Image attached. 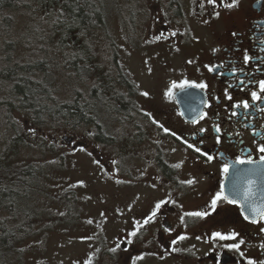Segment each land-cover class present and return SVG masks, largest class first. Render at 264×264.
I'll return each mask as SVG.
<instances>
[{
	"label": "flooded vegetation",
	"instance_id": "1",
	"mask_svg": "<svg viewBox=\"0 0 264 264\" xmlns=\"http://www.w3.org/2000/svg\"><path fill=\"white\" fill-rule=\"evenodd\" d=\"M148 1L163 11L153 7L160 15L154 14L138 48L143 64L146 57L163 61L161 75L155 68L143 71L150 73L151 89L167 94V105L154 114L145 110L142 83L117 58L113 79L101 75L88 92L105 87L115 99L110 109L86 113L81 125L99 130L96 139L72 133L66 144L86 152L99 167L103 188L118 192L112 205L120 210L114 213L120 234L112 248L102 242L103 264H264V0ZM126 45L117 49L125 61L138 50ZM253 93L261 99L254 101ZM101 114L109 117L99 120ZM112 121L120 135L104 132ZM222 186L225 198L213 210ZM130 206L135 211L124 227L121 210Z\"/></svg>",
	"mask_w": 264,
	"mask_h": 264
},
{
	"label": "rangeland",
	"instance_id": "2",
	"mask_svg": "<svg viewBox=\"0 0 264 264\" xmlns=\"http://www.w3.org/2000/svg\"><path fill=\"white\" fill-rule=\"evenodd\" d=\"M102 1V19L98 25L83 28L81 34L72 30L71 34L63 35L54 26V21L57 24L60 21L55 15L57 10L53 13L54 18H50L49 6L31 0L30 8L23 11L25 14L17 19V25V20L14 21L15 33L10 44L13 45L12 55L19 60L50 62L51 65H47L49 72L46 69V75L43 74L41 78L51 82L57 98L69 101L79 96L86 97L94 86L96 75L112 80L115 74L112 64L118 58V63L121 61L127 65L130 74L142 83L139 103L154 114L157 107L167 105L168 97L156 87L150 88L148 74L155 68L154 73L159 75L163 61L157 57L149 61L146 57L143 64L140 56L142 50L139 48L140 43L148 38L147 27L154 14L160 15L156 9L153 10V7L160 9L159 3L148 0ZM170 17L171 21H183L180 17ZM155 21L159 23L157 18ZM126 44L139 47L138 52L128 56L130 59L127 61L117 54V49L120 52L119 48ZM129 46L126 45V48ZM84 49L85 54L75 56L78 50L84 52ZM69 60L75 66L63 67L62 63ZM173 61L175 68L181 65L176 61V56ZM169 63H172L170 59ZM77 67H81L78 69L83 75L74 76L78 72ZM145 67H149L148 74L143 71ZM5 89L7 87L0 88V99L5 96ZM76 92H79L77 96ZM104 106L108 109L113 107L112 104ZM5 115L0 108V161L7 169L31 168L33 172L29 184L24 187L25 195L16 202V216H20V220L25 219L19 224L22 241L16 244L13 250L15 255L9 264H103L102 242L112 248L120 234L121 227L114 220V213L120 210L112 205L118 192L112 185L103 188L99 167L91 162L86 152L81 149L72 151L61 143L63 136L72 135L70 132L76 139L84 140V137L95 138L99 130L73 124L68 125L67 129L64 126L39 129L32 125L26 114L14 112L9 118ZM108 117L101 114L99 120ZM104 132L120 135L114 121L104 128ZM15 137L19 139L10 143L8 139ZM6 144H9L7 148ZM134 211L131 206L121 210L123 216L119 224L128 227L127 219ZM11 216V213H0V219L4 220L2 224L8 222Z\"/></svg>",
	"mask_w": 264,
	"mask_h": 264
},
{
	"label": "trees",
	"instance_id": "3",
	"mask_svg": "<svg viewBox=\"0 0 264 264\" xmlns=\"http://www.w3.org/2000/svg\"><path fill=\"white\" fill-rule=\"evenodd\" d=\"M30 1L0 0V88L7 87L4 91L5 96L0 99V108L3 109L5 116L9 118V115L14 112H21L26 114L30 122L39 129L60 126L67 129L70 124L77 126L87 121L86 113L94 108L103 107L104 101L107 105L114 106L115 99L113 96L107 97L110 89L105 87H102V90L97 94L90 96L88 94L81 98L79 96L73 101L61 100L55 96L51 82L41 78L44 73H47V65H51L50 62L39 59L34 62L19 60L12 55L13 45L10 46V44L13 43L11 37L13 38L15 33L14 21L22 18V15L25 14L23 11L30 8ZM35 1L44 2L46 6H49L50 18H54L53 13L55 9L57 10L55 15L60 21L58 24L54 21V26H57L63 35L71 34L72 30H77L81 34L83 28L91 27L96 23L98 25L102 19L100 16L102 15L100 8L104 5L102 0ZM17 23L18 20L15 25ZM79 53L85 54L86 51L79 52L78 50L77 57L80 56ZM68 65L75 66L71 60L62 63L65 68ZM78 68L81 67H77L78 72H75L74 76L83 75V72L80 73L81 70ZM96 78H98L97 75ZM92 87L97 88V84ZM78 93L76 92V96ZM8 140L11 143L13 140H18V137ZM9 144H6L5 148ZM2 164L3 162L0 161V213L7 212L12 216L9 223L5 222L6 224H2L4 220L0 219V264H9L11 257L13 258L15 255L13 250L16 249V244L22 241V229L19 226L21 222L16 219L18 213L16 202L25 195L24 187L29 184L32 173L28 168L7 169ZM8 225L11 228H7Z\"/></svg>",
	"mask_w": 264,
	"mask_h": 264
},
{
	"label": "snow or ice",
	"instance_id": "4",
	"mask_svg": "<svg viewBox=\"0 0 264 264\" xmlns=\"http://www.w3.org/2000/svg\"><path fill=\"white\" fill-rule=\"evenodd\" d=\"M209 3H214V0H209ZM226 6L229 7V8H231V7H235L236 4H235V3H228ZM248 59H249V58H248L247 56H245V62H247ZM209 71H213V69H212V68H209ZM241 83H243V81H242ZM193 87H195V85H193ZM199 87H200V88H204L205 85L201 84V85H199ZM259 88H260V92H261V93H264V82H261V83H260ZM169 95H170V93H169ZM252 96H253V100H254V101H256V100H260V99H261V97L258 96L256 93H253ZM229 99H231V97H229ZM237 107H240V105H237ZM248 107H249V105H248L247 103H245V104L243 105V108H245V109H247ZM262 110H264V109H262ZM233 115H236V113H233ZM201 118H203V117H201ZM215 131H216L217 133H219V132H220V129H219V128H216ZM219 142H220L219 139H217V143H219ZM259 151H260L261 153H264V147L260 148ZM201 154L203 155V153H201ZM208 159L211 160L212 157L209 156ZM236 163H237V164H244L245 161H243V160H238V161H236ZM247 163L251 164L252 161H247ZM223 171H224L225 174H227L228 171H229L228 167H225V168L223 169ZM248 195H249V193H246V194H245V199L248 198ZM224 198H225V197H224V195H223V186H222V187H221V194L218 195V196L212 201V204H211L212 209L215 210L216 205H217V202L220 201V200H223ZM229 202L231 203V201H229ZM160 207H161L160 204H157V205H156V209H157V210H159ZM156 214H157V213L154 211V212L152 213V216L149 217V218H148V221H146L145 223L150 222L151 219H152V217L156 216ZM194 215H196V216H200L201 218H203V214H201V213H195ZM262 218H264V217H262ZM251 222H252V223H255L256 221H255V220H252ZM135 234H136V233H132V235H135ZM218 238L221 239V240L235 239L234 236H218ZM129 243H131V241H129ZM237 247H238V245H237Z\"/></svg>",
	"mask_w": 264,
	"mask_h": 264
},
{
	"label": "bare ground",
	"instance_id": "5",
	"mask_svg": "<svg viewBox=\"0 0 264 264\" xmlns=\"http://www.w3.org/2000/svg\"><path fill=\"white\" fill-rule=\"evenodd\" d=\"M73 1V0H72ZM102 6V5H101ZM37 13V12H36ZM49 15H50V13H49ZM90 19H92V18H90ZM3 21V20H2ZM97 24V23H96ZM84 26V25H83ZM56 28V27H55ZM79 37V36H78ZM59 39V38H58ZM12 42V41H11ZM83 42V41H82ZM73 44V43H72ZM82 44V43H81ZM5 45V44H4ZM84 45H82V47H83ZM4 48V47H3ZM84 48V47H83ZM40 49V48H39ZM85 50V49H84ZM83 50V51H84ZM86 51V50H85ZM75 56H77L76 55V53H75ZM74 56V57H75ZM89 61V60H88ZM15 64V63H14ZM11 65H12V63H11ZM42 66V65H41ZM109 78V77H108ZM83 79V78H82ZM17 85V84H16ZM78 93V92H77ZM19 95V94H18ZM93 95V94H92ZM50 96V95H49ZM12 99V98H11ZM128 104V103H127ZM87 107V106H86ZM36 108V107H35ZM62 108V107H61ZM90 108V107H89ZM35 110V109H34ZM34 112H36V111H34ZM37 112H39V111H37ZM36 122V121H35ZM57 125V124H56ZM17 138V137H16ZM25 138V137H24ZM19 139V138H18ZM11 140V139H10ZM14 141V140H13ZM24 146V145H23ZM10 150V149H9ZM16 163V162H15ZM21 228V227H20ZM22 229V228H21ZM7 233V232H6ZM10 236V235H9Z\"/></svg>",
	"mask_w": 264,
	"mask_h": 264
},
{
	"label": "water",
	"instance_id": "6",
	"mask_svg": "<svg viewBox=\"0 0 264 264\" xmlns=\"http://www.w3.org/2000/svg\"><path fill=\"white\" fill-rule=\"evenodd\" d=\"M180 95H181V93H179L178 95H176L178 99H179V96H180ZM181 107H182V110H183L182 112L185 113V112H184V111H185V108H184L183 106H181Z\"/></svg>",
	"mask_w": 264,
	"mask_h": 264
}]
</instances>
